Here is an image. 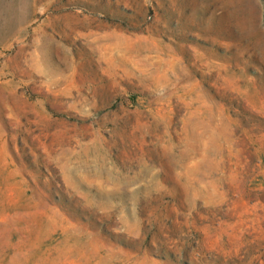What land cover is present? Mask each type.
I'll return each mask as SVG.
<instances>
[{
  "label": "rangeland",
  "instance_id": "374dc122",
  "mask_svg": "<svg viewBox=\"0 0 264 264\" xmlns=\"http://www.w3.org/2000/svg\"><path fill=\"white\" fill-rule=\"evenodd\" d=\"M0 264H264V0H0Z\"/></svg>",
  "mask_w": 264,
  "mask_h": 264
}]
</instances>
